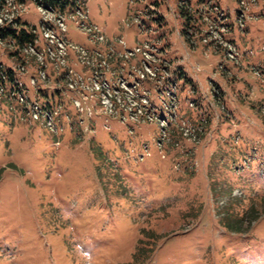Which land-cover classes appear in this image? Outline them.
I'll use <instances>...</instances> for the list:
<instances>
[{
    "label": "rangeland",
    "instance_id": "1",
    "mask_svg": "<svg viewBox=\"0 0 264 264\" xmlns=\"http://www.w3.org/2000/svg\"><path fill=\"white\" fill-rule=\"evenodd\" d=\"M62 1L71 8L75 0ZM76 1L117 49L122 39L129 48L149 43L162 52L178 88L177 117L195 132L175 126L168 140H157L156 124L104 115L99 99L82 98L90 119L72 93L57 94L48 58L52 85L40 80L36 88V67L21 73L25 55L0 44V63L31 102L61 99L63 124L83 121L56 139L42 123L23 119L14 81L0 92V264H264V81L254 73L264 74V0L250 4L243 30L238 0ZM26 3L20 19L28 34L36 29L41 48L42 15ZM213 24L225 28L222 41ZM67 26L68 41L97 48L74 22ZM230 42L239 61L227 58ZM148 88L169 119L170 85L160 87L163 95ZM144 145L151 157L133 161Z\"/></svg>",
    "mask_w": 264,
    "mask_h": 264
},
{
    "label": "built area",
    "instance_id": "2",
    "mask_svg": "<svg viewBox=\"0 0 264 264\" xmlns=\"http://www.w3.org/2000/svg\"><path fill=\"white\" fill-rule=\"evenodd\" d=\"M31 1L37 5L42 15L40 26L44 38L43 46L40 48L42 43L35 28L31 34L21 36L17 33L18 37L8 38L3 35L20 28V18L28 9L26 0H0V44L14 51L18 58L21 53L25 55V60L18 67L21 73H27L28 67H36L37 77L31 79L32 85L37 87L40 80L48 85L51 83L46 60L48 58L52 64V76L57 78L59 86L64 85L66 90L74 95L73 104L80 114L87 112L91 119L93 112L91 108L86 111L81 99L97 98L104 115L120 118L122 121L129 118L138 125L157 123L161 129V140H168L169 129L172 124H176L178 118V88L171 81L172 75L168 69L170 64L162 61L158 48L149 43L129 48L122 39H118L121 49H117L107 38L105 29L90 22L86 5L76 0L73 7L64 9L49 5L45 0ZM254 2L257 0H239L241 20L244 19V13L250 10V4ZM68 22H74L80 32L93 40L97 48L86 50L68 41L65 37ZM240 23L242 27L243 23ZM213 25L217 28L214 32L222 41L225 28ZM208 43L211 42L205 40V44ZM223 46L226 48L224 50L228 60L239 61L241 55L235 44L226 43ZM79 65L83 66V72L78 71ZM256 74L261 76L260 71H256ZM8 80L14 81L15 89L11 96L23 107L28 120L41 121L55 134L63 130L64 126L60 123L62 107H42L38 102H31L25 94L28 92L26 87L14 80L0 64V92L4 93ZM164 83H168L171 88V91L166 92L170 103L164 104L169 119L159 115V110L151 101L152 94L148 88L150 86L159 91ZM158 93L163 95L161 91ZM177 125L185 134L187 132V135L193 136L195 129L189 122L183 121Z\"/></svg>",
    "mask_w": 264,
    "mask_h": 264
},
{
    "label": "trees",
    "instance_id": "3",
    "mask_svg": "<svg viewBox=\"0 0 264 264\" xmlns=\"http://www.w3.org/2000/svg\"><path fill=\"white\" fill-rule=\"evenodd\" d=\"M50 1H56V0H50ZM203 1V0H202ZM206 1V0H205ZM189 21H187V24H188ZM8 34L7 35H11L12 37H15V32L13 31H8L7 32ZM5 35V34H4Z\"/></svg>",
    "mask_w": 264,
    "mask_h": 264
}]
</instances>
